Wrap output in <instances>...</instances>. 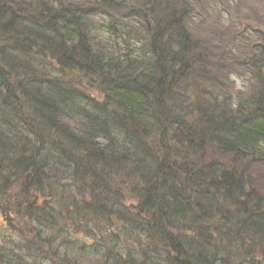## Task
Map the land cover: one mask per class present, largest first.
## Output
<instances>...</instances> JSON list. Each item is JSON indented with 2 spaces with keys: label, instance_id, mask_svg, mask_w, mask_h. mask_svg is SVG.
Here are the masks:
<instances>
[{
  "label": "trees",
  "instance_id": "16d2710c",
  "mask_svg": "<svg viewBox=\"0 0 264 264\" xmlns=\"http://www.w3.org/2000/svg\"><path fill=\"white\" fill-rule=\"evenodd\" d=\"M203 3L0 0V264H264V30Z\"/></svg>",
  "mask_w": 264,
  "mask_h": 264
},
{
  "label": "rangeland",
  "instance_id": "374dc122",
  "mask_svg": "<svg viewBox=\"0 0 264 264\" xmlns=\"http://www.w3.org/2000/svg\"><path fill=\"white\" fill-rule=\"evenodd\" d=\"M209 3H203L205 5L204 14L207 16L208 22H220L224 26H233L239 30L243 29H257L264 30V0H208ZM231 42V41H229ZM82 87H85V91L90 94H95L93 87L91 88L87 81L79 83ZM248 83L244 78L234 77L233 88L239 91H246ZM213 153L208 150V158H212ZM250 176L253 181V185L259 194L264 198V163H254L251 167ZM21 188L13 195V201L8 203L9 215L13 220V226H17L20 230L30 227L29 218L25 216L26 211L22 209L20 215L15 207L16 200L21 196ZM32 202H37L34 205L42 203V192L40 194H33ZM41 196V197H40ZM16 201V202H15ZM10 225L7 221L3 220L0 214V228H9ZM12 236L9 237V239ZM30 237V236H28ZM88 242H91L88 241ZM44 264H54L53 262H46Z\"/></svg>",
  "mask_w": 264,
  "mask_h": 264
},
{
  "label": "water",
  "instance_id": "95a60500",
  "mask_svg": "<svg viewBox=\"0 0 264 264\" xmlns=\"http://www.w3.org/2000/svg\"><path fill=\"white\" fill-rule=\"evenodd\" d=\"M36 202H37V200H35V201L33 202V205H34Z\"/></svg>",
  "mask_w": 264,
  "mask_h": 264
}]
</instances>
